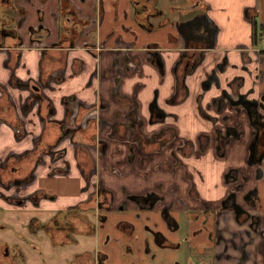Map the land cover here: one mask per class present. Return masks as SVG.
Returning a JSON list of instances; mask_svg holds the SVG:
<instances>
[{
    "label": "crops",
    "instance_id": "0c3cea01",
    "mask_svg": "<svg viewBox=\"0 0 264 264\" xmlns=\"http://www.w3.org/2000/svg\"><path fill=\"white\" fill-rule=\"evenodd\" d=\"M11 1L7 16L0 1V19L17 29L22 46L15 47V39L8 37L7 48L0 49V88L15 115V124L0 122V161L55 143L63 137L62 128L72 130L78 143L97 137L106 146L91 152L101 161L94 159L91 165L90 158L75 152L72 135L64 134L59 145L67 150L70 177H52L64 163L46 157L35 182L26 188L31 189L22 193L46 189L58 195L56 202L43 203L46 209L80 203L84 198L74 197L84 194L81 162L110 174L100 180L119 203L124 193L143 194L153 190L152 183L163 174L169 177L165 170L157 175L156 169L167 168L170 155L188 143L196 147L193 155L203 158L192 166L201 170L203 180L196 176L195 182L205 201L216 203L226 196L229 187L223 176L229 169L238 170L241 178L254 176L258 168L249 163L252 119L245 108L235 109L222 96L245 95L254 101L264 95V51L253 45L252 37V16L264 25V0H158L160 14L149 17L150 28L137 17V11L142 19L146 16L145 8L138 10L145 0L138 5L133 0ZM69 9L76 24L67 19ZM204 15L217 29L213 48L203 39L187 42L189 23ZM40 27L49 34H38L33 41L31 28ZM130 128L134 135L128 133ZM141 139L153 154L135 152L134 157L131 148ZM164 141H170L168 146L156 152ZM221 141L228 143L223 156L218 155ZM200 143L208 145L204 151L198 149ZM168 151L170 155H163ZM194 159L199 160L190 161ZM254 184L260 186L261 197L254 213L264 228V182L252 178L246 189ZM179 194L185 196L181 186ZM6 205L0 199V208ZM227 225L222 221L224 229ZM242 235L251 255L246 264H264V237L256 232Z\"/></svg>",
    "mask_w": 264,
    "mask_h": 264
},
{
    "label": "flooded vegetation",
    "instance_id": "af4514ba",
    "mask_svg": "<svg viewBox=\"0 0 264 264\" xmlns=\"http://www.w3.org/2000/svg\"><path fill=\"white\" fill-rule=\"evenodd\" d=\"M139 2L138 0L137 4L141 3ZM1 4L6 7L4 12L11 11V0H2ZM143 8L146 11L145 18L142 19V13L138 11L137 17L144 20L145 26L150 28L149 17L157 16L160 11L151 0L142 1L138 10ZM67 15H71L67 19L76 24L74 10L69 9ZM8 19L16 21L13 17ZM3 25L10 26L6 20L2 22L0 49L7 48L4 41L8 37L18 41L15 47H21L22 39L17 29H5ZM30 33L35 41L38 34L47 36L49 30L45 27L38 30L31 28ZM206 35L195 33L191 38L197 39L193 42H198ZM195 51L202 50L196 47ZM1 88L0 99L8 104V109L14 110L8 94ZM34 90L38 92L40 87L35 85ZM239 99L237 98L238 101ZM262 99L264 95L246 102L253 113L254 125L249 163L258 169L253 177L244 175L242 178L238 170L229 169L223 176L224 184L229 187L228 192L216 203L205 201L198 191L196 176L201 180L203 177L201 170L192 165L203 158L199 154L193 155L196 147L189 143L179 148V154L173 153L167 168L164 165L161 167V170L174 175L179 172L185 174L188 184L185 196L179 194L180 184L176 183L167 195L162 191L163 186L158 185V188L146 190L140 195L124 193V199L116 203L115 193L105 186L103 180H92L95 167L87 168L80 162V172L86 181L82 190L86 196L80 203L66 209H46L43 203L56 202L58 196L48 193L46 189H35L28 194L24 192L31 189L26 188L35 182L37 168L45 163L46 157H50L52 161L60 159L64 163V169L53 170L52 177H70L71 165L65 159L67 150L60 149L59 145L65 139L64 134L72 135L75 152L86 159L90 158L91 165L96 159L91 152H102L101 147L106 148L97 137L95 140L87 138L86 143H78L73 139L72 130L62 128L63 137L55 143L35 146L32 151L17 159L7 157L1 160L0 199L14 208L28 212V216L26 222L14 225L17 237H0V264H148L147 254L156 259L160 252L165 251L169 253L160 254L167 256L164 264H224V261L246 264L251 255L248 250L249 241H244L242 234L250 237L252 232H256L264 237V228H260L262 218L254 213L261 204L260 186L254 184L246 189L252 178L264 182V157H261L264 155V109L260 107ZM251 102H259L257 111ZM231 105L235 109L245 108ZM158 113L162 114L160 111ZM0 122L8 123L5 119H0ZM77 129L78 127H74L75 131ZM128 133L135 134L131 128ZM169 142L164 141L156 152L164 151ZM227 144L225 141L218 143V155H224ZM207 146L206 143H200L198 149L204 151ZM136 148H131L134 157L135 152H145L148 156L153 154L147 152L143 139L136 142ZM193 158L199 160L191 162ZM240 192L244 194L239 196ZM2 212L3 209L0 208V215ZM224 220L228 222L225 229L222 226ZM233 225L246 227L237 229ZM9 226L11 225L1 223L0 230ZM142 228L144 234L141 232ZM239 240L243 242L238 244ZM234 250L239 254H234Z\"/></svg>",
    "mask_w": 264,
    "mask_h": 264
},
{
    "label": "rangeland",
    "instance_id": "374dc122",
    "mask_svg": "<svg viewBox=\"0 0 264 264\" xmlns=\"http://www.w3.org/2000/svg\"><path fill=\"white\" fill-rule=\"evenodd\" d=\"M4 12V11H3ZM4 13H6V16L7 15H10L11 14V11L10 10H7L6 12H4ZM2 20V19H1ZM3 27L5 28V29H8L9 27L8 26H6V25H3ZM260 45V47L261 48H263L262 47V44H259ZM223 97V96H222ZM233 98V97H232ZM234 99V98H233ZM224 100L225 101H229L230 102V100H229V98L224 94ZM231 103V102H230ZM232 104V103H231ZM238 106V105H237ZM236 111V110H235ZM135 149H137L136 147H135ZM170 151V150H169ZM165 152L163 155H166V154H168V155H170L171 153L170 152ZM173 155H170V158L172 157ZM95 158H96V161L97 162H101V161H98V159H97V157L95 156ZM146 158V157H145ZM102 162H103V160H102ZM103 163H105V162H103ZM94 177H92V180L95 182V181H99L100 179H101V176L103 177L104 175H110L108 172H103L102 174H101V172H100V170H98L97 171V169H96V171L94 170ZM155 172H158L157 173V175L160 173V174H162V173H164V172H162L161 171V168H157L156 169V171ZM99 174V175H98ZM70 175H71V173H70ZM167 175H169V177L168 176H166V175H164L163 174V176H162V178L158 181V182H156V183H152V187H154V188H158V185H162L163 186V189H162V191H164V190H173V186L176 184L175 182H176V180H178V181H180L181 182V188L183 189V191L184 192H186V187H188V184H187V180H186V178H185V174H183V172H179L177 175H174L173 173H171V172H169V173H167ZM81 180H82V183H84L85 182V184L84 185H86V181L84 180V178L81 176ZM103 180V179H102ZM104 181V180H103ZM97 185V184H96ZM85 196L86 195H84V194H82V195H80V197L79 196H75L74 198H80V200H82V198H85ZM1 201L3 202V203H5L2 199H1ZM70 205H68L67 207H69ZM7 209H6V208ZM5 207H3V208H1V209H3V212H2V215H0V224L1 223H3V224H8V225H11V226H9L8 228H6V229H2V230H0V237H17L16 235H17V232L16 231H14V225L15 226H19L20 224H22V223H24V222H26V218H27V216H28V212L26 213V212H24L23 210H19V209H17L16 207L14 208V206H10L9 204L8 205H6ZM47 208H48V206H46ZM26 213V214H25ZM46 214H48V213H46ZM111 224V223H110ZM110 226V225H109ZM139 232V231H138ZM141 232L144 234V230H143V228L141 229ZM140 233V232H139ZM117 236H120L119 234H117ZM162 253H169L168 251H165V252H160V254H162ZM147 254V253H146ZM160 254L158 255V257L156 258V259H154L153 257H151V254H147L146 256H149V262H148V264H164L163 262H164V260H165V258L167 257V256H160Z\"/></svg>",
    "mask_w": 264,
    "mask_h": 264
},
{
    "label": "water",
    "instance_id": "95a60500",
    "mask_svg": "<svg viewBox=\"0 0 264 264\" xmlns=\"http://www.w3.org/2000/svg\"><path fill=\"white\" fill-rule=\"evenodd\" d=\"M189 24H190L189 26L191 27V29L190 30H187V29L185 30V31H187L186 36H187V39H188L187 40L188 43L197 40V39L191 38L192 35H195V33L196 34H200V35L207 34L206 36L203 37V39L207 40V42L209 43V47L210 48H213L215 46V41H216V36H217V29L212 26V23L210 22L209 18L206 15H204L200 19H194ZM186 25H183L182 27H184ZM227 94L225 93V95L229 98V100L233 104V106H235V107H238V106L245 107L247 112H248V115L252 119L253 113H252L251 109L246 106V102H250V101L246 99V96L245 95H240L238 97V98H240L239 101H238L237 99H233L232 96H230L229 94L227 95ZM263 102H264V99H262L261 103H260V107L262 109H264ZM250 104L254 106V109L256 111L258 110L259 102H253V103L251 102ZM261 117H263V115H261ZM261 157H264V155L261 156Z\"/></svg>",
    "mask_w": 264,
    "mask_h": 264
},
{
    "label": "trees",
    "instance_id": "16d2710c",
    "mask_svg": "<svg viewBox=\"0 0 264 264\" xmlns=\"http://www.w3.org/2000/svg\"><path fill=\"white\" fill-rule=\"evenodd\" d=\"M2 1V0H0ZM4 1V0H3ZM7 1V0H5ZM134 3L136 5L138 0H133ZM141 2V0H139ZM153 5L156 4V2L158 0H151ZM139 2V3H140ZM252 23H253V45L255 47H259L262 43V39L264 38V25H260L256 19V17H253L252 16ZM2 22H4V20H1L0 19V27L2 26ZM1 32V30H0ZM7 41H8V38L4 41V44H7ZM17 40H15L14 44L13 45H16L17 44ZM15 115H13V110L11 109H8V104L6 102H4L2 99H0V119H5L8 121V123H11V124H15V121H14V117Z\"/></svg>",
    "mask_w": 264,
    "mask_h": 264
},
{
    "label": "built area",
    "instance_id": "2783aa9c",
    "mask_svg": "<svg viewBox=\"0 0 264 264\" xmlns=\"http://www.w3.org/2000/svg\"><path fill=\"white\" fill-rule=\"evenodd\" d=\"M261 44H262V47H263L261 49L264 51V38L262 39V43Z\"/></svg>",
    "mask_w": 264,
    "mask_h": 264
}]
</instances>
